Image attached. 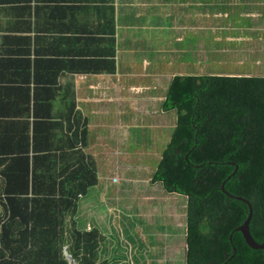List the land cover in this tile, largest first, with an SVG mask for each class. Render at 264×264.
<instances>
[{"label":"crops","instance_id":"1","mask_svg":"<svg viewBox=\"0 0 264 264\" xmlns=\"http://www.w3.org/2000/svg\"><path fill=\"white\" fill-rule=\"evenodd\" d=\"M236 17H241L240 25ZM106 19H113V70L78 71V58L107 50L103 41ZM87 35L97 37L99 43H88ZM262 36L264 0H0L2 142H65L67 137L60 136L67 127L71 134L85 119V150L95 158L97 183L79 199L78 211L83 205L92 215L99 212V201H103L106 210L112 209L104 214L109 234L117 227L118 236L123 237L119 221L123 210L113 199L108 207V185L116 184L115 191L123 193L125 186L129 189L138 180L139 185L145 184L142 193L147 199L157 200L149 183H161L151 179L156 166L139 174L131 170L134 154L159 153L148 147L130 149L128 142L134 140L131 131L148 128L152 132L148 142H168L176 114L162 103L172 77L253 74L259 59L253 67L244 61L253 49L264 54ZM210 56L216 61L226 56L222 62L229 64L206 70ZM263 72L264 67L260 74ZM47 122H56L51 138H37L38 134L44 136L40 124ZM167 125L172 128L168 136L162 132ZM141 142L146 141L141 138ZM142 166L148 170L146 163ZM112 176H117V181H112ZM90 221L89 228H98L93 219ZM103 241L102 254L109 261L123 259L116 256L114 238L107 236Z\"/></svg>","mask_w":264,"mask_h":264},{"label":"trees","instance_id":"2","mask_svg":"<svg viewBox=\"0 0 264 264\" xmlns=\"http://www.w3.org/2000/svg\"><path fill=\"white\" fill-rule=\"evenodd\" d=\"M104 26L107 50L78 58V71L113 70V19ZM162 104L174 109L175 125L151 179L185 196L184 264H264V248L250 247L234 229L246 203L220 189L225 180L227 191L250 201L249 229L262 241L264 72L176 74ZM55 124H40L44 136L37 138H51ZM63 136L70 140L2 142L0 132V264H72L64 246L76 264H108L103 233L79 226L75 217L79 199L97 183L95 158L85 150L86 120ZM120 259L112 264H125Z\"/></svg>","mask_w":264,"mask_h":264},{"label":"rangeland","instance_id":"3","mask_svg":"<svg viewBox=\"0 0 264 264\" xmlns=\"http://www.w3.org/2000/svg\"><path fill=\"white\" fill-rule=\"evenodd\" d=\"M236 20L240 25L242 22L241 17H236ZM256 37L257 36H254V38ZM261 47H264V36H262ZM262 54L263 51L253 49L251 55L248 54L247 60L244 61L246 66H251L252 64L253 67L256 58L259 59L260 63L254 66L253 74H260L263 70L264 54L263 57ZM226 58L227 57L224 56L222 60ZM222 60L216 61L212 56L208 57L205 61L206 70L216 69V67L219 66L218 64H220V66L225 63L229 64V61L223 63ZM171 114L170 117L174 119V115ZM168 118L169 115L165 118L167 124L170 119ZM168 126L169 125H167L162 131L167 136L172 129ZM147 129L148 128L141 131L139 129H136L133 132L131 131L134 135V140L130 139L128 147H130V149H136V147H139L142 151V148L148 147L151 150H158L159 153L157 152L156 156H149L143 152L146 157H141L140 153L134 154L130 161L133 166L131 170L137 172V174H139V172L149 171V169L157 165L160 157L159 155H161L160 151H162L164 145L167 143L164 141L148 142L151 139L152 132L149 129V131H146ZM141 138L146 142H141ZM138 140H140V142H136ZM151 153L152 151H150V154ZM144 163L147 164L148 170L143 168V166L141 167ZM128 168L129 167H127L126 170H128ZM136 181L137 182H132V186L129 189V186H125V192L123 191V193H117L115 191L116 184L108 185V194L106 198L108 207L112 205L110 201L113 199L115 203H119L123 210V213L119 216V221L123 225V237L118 236L119 231L117 227H113V233L109 234V228L107 229L106 227L109 223H104V221L107 220L106 215L104 214L112 209L106 210V207L104 208L103 206V201H99L101 206L99 212H93L92 215L90 213L92 211L89 210V208H84L82 205V207L79 208L78 213L75 215L79 220L77 222L78 225L89 229L88 222L90 223V219H93L98 225L99 231L104 233V240L107 236L108 238H114V245L118 248L116 249L117 254L118 256L123 257L122 261H124L125 264H128L127 261L129 264H184L185 196L175 191L166 193L163 190L162 184L155 182L149 183V185L151 190L157 194L158 199L148 200V197L142 193L145 184L139 185L142 183L138 180ZM145 181L148 183V178L145 179ZM161 199L171 201L168 203ZM166 204L167 206H165ZM89 226H91V224ZM114 234L115 236H113ZM113 254L116 253L113 252ZM111 261L112 260L110 259L108 264H110Z\"/></svg>","mask_w":264,"mask_h":264},{"label":"water","instance_id":"4","mask_svg":"<svg viewBox=\"0 0 264 264\" xmlns=\"http://www.w3.org/2000/svg\"><path fill=\"white\" fill-rule=\"evenodd\" d=\"M236 169V166L234 168V170L228 175L230 176L231 174H233V172L235 171ZM224 181L225 180H222L221 184H220V189L226 194L228 195L229 197H233V198H236V199H239V200H242L243 202L246 203L247 205V214L246 216L244 217V219L242 220V222L240 224H238L234 229L235 230H239L245 240V242L247 243V245H249L250 247L252 248H264V238L262 241H257L251 234L250 232V229H249V221H250V218H251V215H252V205L250 203V201L242 196V195H237V194H234V193H231L229 191H227L225 188H224ZM231 237V235H230ZM185 247H186V244H185ZM233 250H235V247H233ZM63 251H64V254L65 256L72 261V264H76V262L72 259V256L70 255V253L67 251V248L66 246H64L63 248ZM232 255H230L228 258H230Z\"/></svg>","mask_w":264,"mask_h":264},{"label":"built area","instance_id":"5","mask_svg":"<svg viewBox=\"0 0 264 264\" xmlns=\"http://www.w3.org/2000/svg\"><path fill=\"white\" fill-rule=\"evenodd\" d=\"M111 179H112V181H117L118 178H117V176H112Z\"/></svg>","mask_w":264,"mask_h":264}]
</instances>
